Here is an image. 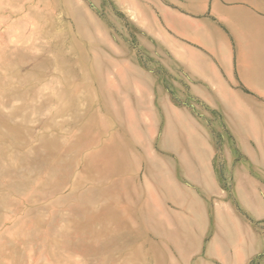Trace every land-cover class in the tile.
Wrapping results in <instances>:
<instances>
[{"label": "rangeland", "instance_id": "1", "mask_svg": "<svg viewBox=\"0 0 264 264\" xmlns=\"http://www.w3.org/2000/svg\"><path fill=\"white\" fill-rule=\"evenodd\" d=\"M0 264H264V0H0Z\"/></svg>", "mask_w": 264, "mask_h": 264}, {"label": "crops", "instance_id": "2", "mask_svg": "<svg viewBox=\"0 0 264 264\" xmlns=\"http://www.w3.org/2000/svg\"><path fill=\"white\" fill-rule=\"evenodd\" d=\"M170 15H172L173 16V18L175 19V25H177V23H178V21L180 20V19H182V18H180L181 16H180V14H174V13H170ZM171 21V20H170ZM173 21H171V23H172ZM205 33H208V32H211L212 31V29H210V27H204L203 29H202ZM259 34V33H258Z\"/></svg>", "mask_w": 264, "mask_h": 264}]
</instances>
